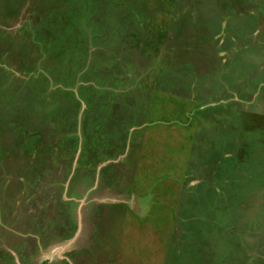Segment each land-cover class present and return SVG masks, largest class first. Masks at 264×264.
<instances>
[{
  "label": "rangeland",
  "instance_id": "rangeland-1",
  "mask_svg": "<svg viewBox=\"0 0 264 264\" xmlns=\"http://www.w3.org/2000/svg\"><path fill=\"white\" fill-rule=\"evenodd\" d=\"M43 263L264 264V0H0V264Z\"/></svg>",
  "mask_w": 264,
  "mask_h": 264
},
{
  "label": "crops",
  "instance_id": "crops-1",
  "mask_svg": "<svg viewBox=\"0 0 264 264\" xmlns=\"http://www.w3.org/2000/svg\"><path fill=\"white\" fill-rule=\"evenodd\" d=\"M74 230H76V229H74V227H73V232H71V235L73 236V234H74ZM79 240H81V239H79ZM83 243H81V245H85V243H84V241H82ZM88 243V242H87ZM81 249H83V248H81ZM81 250L79 249V252H80Z\"/></svg>",
  "mask_w": 264,
  "mask_h": 264
},
{
  "label": "trees",
  "instance_id": "trees-1",
  "mask_svg": "<svg viewBox=\"0 0 264 264\" xmlns=\"http://www.w3.org/2000/svg\"><path fill=\"white\" fill-rule=\"evenodd\" d=\"M43 264H47V263H43Z\"/></svg>",
  "mask_w": 264,
  "mask_h": 264
}]
</instances>
